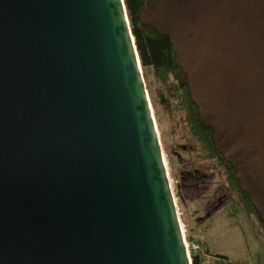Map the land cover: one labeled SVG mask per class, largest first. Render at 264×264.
Segmentation results:
<instances>
[{"label": "water", "instance_id": "water-1", "mask_svg": "<svg viewBox=\"0 0 264 264\" xmlns=\"http://www.w3.org/2000/svg\"><path fill=\"white\" fill-rule=\"evenodd\" d=\"M0 264H194L126 0H0Z\"/></svg>", "mask_w": 264, "mask_h": 264}, {"label": "rangeland", "instance_id": "rangeland-1", "mask_svg": "<svg viewBox=\"0 0 264 264\" xmlns=\"http://www.w3.org/2000/svg\"><path fill=\"white\" fill-rule=\"evenodd\" d=\"M143 17L172 33L204 119L264 211V0H149ZM143 68L187 239L240 264H264V227L230 201L217 168L208 178L196 173L205 162L196 160L180 112L154 66Z\"/></svg>", "mask_w": 264, "mask_h": 264}, {"label": "trees", "instance_id": "trees-1", "mask_svg": "<svg viewBox=\"0 0 264 264\" xmlns=\"http://www.w3.org/2000/svg\"><path fill=\"white\" fill-rule=\"evenodd\" d=\"M126 3L143 65L154 66L160 83L172 99L174 109L180 112L178 123L192 141L196 160L205 162V166L197 168L196 173L208 178L212 168H217L227 180L231 191L230 201L238 204L247 214L254 215L264 227V211L254 199L251 188L244 185L238 163L218 144L215 126L204 119L201 104L194 96L188 74L179 61L172 33L143 17L149 0H126ZM160 126L163 127V123ZM177 193L182 197L180 186ZM188 230H191L189 225ZM190 237L195 238L189 231ZM192 257L194 264H203V253L193 252Z\"/></svg>", "mask_w": 264, "mask_h": 264}, {"label": "built area", "instance_id": "built-area-1", "mask_svg": "<svg viewBox=\"0 0 264 264\" xmlns=\"http://www.w3.org/2000/svg\"><path fill=\"white\" fill-rule=\"evenodd\" d=\"M202 244L203 243H201L200 240H193L192 242H190L187 239V246L191 255L193 254V252H201L204 254L203 264H240L229 255H216L208 252V250L206 251L204 245Z\"/></svg>", "mask_w": 264, "mask_h": 264}]
</instances>
